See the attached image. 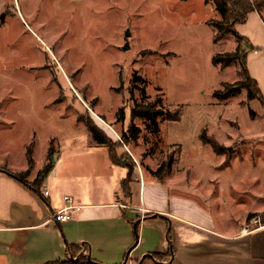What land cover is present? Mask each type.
Returning a JSON list of instances; mask_svg holds the SVG:
<instances>
[{
  "label": "rangeland",
  "instance_id": "1",
  "mask_svg": "<svg viewBox=\"0 0 264 264\" xmlns=\"http://www.w3.org/2000/svg\"><path fill=\"white\" fill-rule=\"evenodd\" d=\"M2 1L0 167L26 170L25 147L32 142L34 165L27 182L44 165L49 145L53 159L69 161L70 172L85 171L93 141L84 120L91 118L115 142L117 157L133 166L131 182L144 176L146 189L165 190L160 207L188 199L214 220L247 210L252 217L264 208V104L246 100L245 91L224 101L213 96L222 83L239 79L237 65L211 62L237 43L231 34L213 42L208 21L219 19L213 5L204 0H0V8ZM258 13L264 22V6ZM245 27L255 33L254 41H264V31H256L252 21ZM244 40L240 54L252 53ZM256 49L246 65L264 97V46ZM134 74L144 81L130 93ZM156 100L178 119L159 117L155 132L154 125L132 119L130 111L134 101ZM131 122L140 132L125 144L121 133ZM203 129L222 153L203 144ZM95 148L94 160L105 157L106 147ZM170 156V171L157 178L152 171ZM61 162L58 170L65 171ZM71 256L86 259L81 247Z\"/></svg>",
  "mask_w": 264,
  "mask_h": 264
},
{
  "label": "crops",
  "instance_id": "2",
  "mask_svg": "<svg viewBox=\"0 0 264 264\" xmlns=\"http://www.w3.org/2000/svg\"><path fill=\"white\" fill-rule=\"evenodd\" d=\"M4 7L3 2L0 10ZM259 15L252 11L245 23L235 26L253 49L263 47L264 41H254L255 33L245 26L252 21L256 31H264ZM257 54L248 51L246 58ZM89 145L85 171L70 172L68 160L53 159L41 194L0 172V264L65 260L72 257L67 245L81 247L88 259L100 264H264V208L252 217L247 210L214 220L188 199H172L168 209L160 207L158 197L166 199L163 188L146 189L141 176L123 193L127 169L112 163L107 148L105 157L94 160L91 153L98 146ZM60 162L65 171L58 170ZM64 196L77 209L67 221L50 220L65 205ZM255 217L258 223L252 222Z\"/></svg>",
  "mask_w": 264,
  "mask_h": 264
},
{
  "label": "trees",
  "instance_id": "3",
  "mask_svg": "<svg viewBox=\"0 0 264 264\" xmlns=\"http://www.w3.org/2000/svg\"><path fill=\"white\" fill-rule=\"evenodd\" d=\"M205 4L210 3L214 6V9L217 11L219 15V19H210L208 24L213 27L215 30V34L213 36V42L222 38L226 34H231L235 37L236 47L232 52L225 53H216L212 56L211 62L213 65H220V67L225 68L230 66L231 64L238 66V77L239 79L229 83H222V88L219 90H215L213 92V96L218 101H224L231 97L239 96L242 91L246 93V100L250 101L253 99H257L259 102L264 104V97L259 89V86L255 79H253L246 65V53L242 52L240 54L239 42L245 41L244 37L240 35L235 26L237 24L245 23L247 16L252 11H258L260 6H264V0H257L256 3L254 0H204ZM238 63V64H237ZM137 81H144V79L140 76L133 75L131 78V85L129 88V92L133 93V90L136 89L135 83ZM159 101H151V102H133V106L130 111V115L132 119L139 118L148 122L151 125H154L153 131H158L157 119L163 116L165 119L169 120H177V113H171L169 110L164 109L159 106ZM248 111L251 115H253V111L248 108ZM117 119L119 121L123 120L124 112L123 109H120L117 113ZM85 127L88 133L91 135L92 141L97 146H104L108 150L109 157L113 164L125 167L127 169V173L125 178L121 182V187L123 192L129 191V184L131 182V175L133 171V166L124 161L122 157L118 158L114 152L115 142L112 141L94 122L91 118H87L84 120ZM140 128L136 126L133 122L130 123L126 132L121 133V141L123 143H128L129 141H136L137 136L139 135ZM200 140L203 144H209L212 150L215 153H222L223 147L216 141V139L210 135L206 134V129L200 133ZM32 146L33 143H29L25 147V159L27 163V168L21 172H13L7 170L3 167H0V172H5L8 175L14 177L24 185H27L36 193L41 194L42 181L47 176L50 171L53 163V154L54 149L49 145L47 154L45 155V163L41 167V169L37 172L35 179L29 183L25 180V177L29 174L32 166L34 165V160L32 158ZM172 157H168L167 160H164L155 171H152V174L157 178L162 177L169 172L172 165ZM72 245H67V250H73ZM47 264H100L93 260H90L86 257V259H80L75 257H68L65 260L55 261Z\"/></svg>",
  "mask_w": 264,
  "mask_h": 264
},
{
  "label": "built area",
  "instance_id": "4",
  "mask_svg": "<svg viewBox=\"0 0 264 264\" xmlns=\"http://www.w3.org/2000/svg\"><path fill=\"white\" fill-rule=\"evenodd\" d=\"M253 52L257 53L258 50L253 49ZM47 193L48 192L45 189L43 194L47 195ZM63 201L65 202V205L60 210L53 211L49 216L50 220L56 222H63L69 220L72 217V213L77 209V207L71 204L72 199L70 196H64ZM252 222L258 223L259 218L258 217L253 218Z\"/></svg>",
  "mask_w": 264,
  "mask_h": 264
},
{
  "label": "water",
  "instance_id": "5",
  "mask_svg": "<svg viewBox=\"0 0 264 264\" xmlns=\"http://www.w3.org/2000/svg\"><path fill=\"white\" fill-rule=\"evenodd\" d=\"M126 36H127V33H126ZM123 48L124 49L127 48V43H125V45L123 46Z\"/></svg>",
  "mask_w": 264,
  "mask_h": 264
}]
</instances>
